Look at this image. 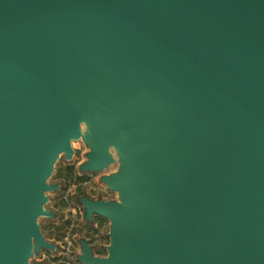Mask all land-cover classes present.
Instances as JSON below:
<instances>
[{
  "label": "water",
  "instance_id": "95a60500",
  "mask_svg": "<svg viewBox=\"0 0 264 264\" xmlns=\"http://www.w3.org/2000/svg\"><path fill=\"white\" fill-rule=\"evenodd\" d=\"M117 201L79 264H264V0H0V264L40 231L71 143ZM114 153V154H113Z\"/></svg>",
  "mask_w": 264,
  "mask_h": 264
},
{
  "label": "rangeland",
  "instance_id": "374dc122",
  "mask_svg": "<svg viewBox=\"0 0 264 264\" xmlns=\"http://www.w3.org/2000/svg\"><path fill=\"white\" fill-rule=\"evenodd\" d=\"M71 146L74 150L72 159L65 161L61 155L47 180L48 184L59 185L58 191L46 193L48 200L44 204V208L56 216L53 219L39 217L37 220L45 239L58 245L59 250L56 253L41 250L29 260V264H79L76 260L80 253L79 235L88 238L95 255H107L105 248L109 242V222L98 217L92 224L85 222L82 207L76 198L85 195L91 199L117 201V193L110 191L101 182V177L115 173L118 164L115 162L98 173H82L79 166L86 160L88 148L81 140L73 141ZM72 238L74 247L68 249V241Z\"/></svg>",
  "mask_w": 264,
  "mask_h": 264
},
{
  "label": "crops",
  "instance_id": "0c3cea01",
  "mask_svg": "<svg viewBox=\"0 0 264 264\" xmlns=\"http://www.w3.org/2000/svg\"><path fill=\"white\" fill-rule=\"evenodd\" d=\"M75 236H77V234H75ZM78 237H84L85 239L88 240V238L85 237V236H83V235H79ZM73 238H74V237H73ZM73 238H72L71 241H68V249H70L71 247H72V248L74 247V246L72 245V243H74V242H73ZM74 240H75V239H74Z\"/></svg>",
  "mask_w": 264,
  "mask_h": 264
}]
</instances>
